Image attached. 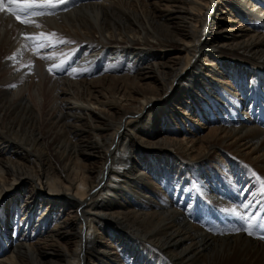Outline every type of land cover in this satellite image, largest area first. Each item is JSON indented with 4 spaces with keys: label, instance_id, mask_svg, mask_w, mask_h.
Returning a JSON list of instances; mask_svg holds the SVG:
<instances>
[{
    "label": "bare ground",
    "instance_id": "6f19581e",
    "mask_svg": "<svg viewBox=\"0 0 264 264\" xmlns=\"http://www.w3.org/2000/svg\"><path fill=\"white\" fill-rule=\"evenodd\" d=\"M72 1L0 13V264H264V0Z\"/></svg>",
    "mask_w": 264,
    "mask_h": 264
},
{
    "label": "snow or ice",
    "instance_id": "6c2138e0",
    "mask_svg": "<svg viewBox=\"0 0 264 264\" xmlns=\"http://www.w3.org/2000/svg\"><path fill=\"white\" fill-rule=\"evenodd\" d=\"M69 0H0V13H8L19 20L22 24H28L30 21L27 19H22V16H42L44 12L37 11L40 8H56L58 5H65ZM43 35V34H41ZM55 33L52 34L55 37ZM56 43H72V41H64L62 38H57ZM40 47H46L45 44H40ZM45 59H53L52 56L44 57ZM11 59V58H9ZM66 61L61 60L59 64H53L48 68V71L52 73L54 70L62 71ZM74 71V70H73ZM71 74V73H70ZM15 87V85H12ZM243 207L247 208L248 205L245 204ZM234 215L242 221H245V225L242 228L233 229V231H245L249 235L254 232L264 233V217L259 218L256 222H248V218L243 217L239 212H234ZM264 239V235L260 236Z\"/></svg>",
    "mask_w": 264,
    "mask_h": 264
},
{
    "label": "rangeland",
    "instance_id": "374dc122",
    "mask_svg": "<svg viewBox=\"0 0 264 264\" xmlns=\"http://www.w3.org/2000/svg\"><path fill=\"white\" fill-rule=\"evenodd\" d=\"M75 60V59H74ZM72 63H75V61H72L71 63H69L68 65L72 64Z\"/></svg>",
    "mask_w": 264,
    "mask_h": 264
}]
</instances>
